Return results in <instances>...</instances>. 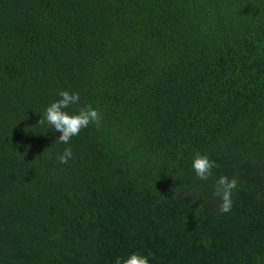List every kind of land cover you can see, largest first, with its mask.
<instances>
[{"label":"trees","instance_id":"obj_1","mask_svg":"<svg viewBox=\"0 0 264 264\" xmlns=\"http://www.w3.org/2000/svg\"><path fill=\"white\" fill-rule=\"evenodd\" d=\"M60 91L102 117L68 144ZM133 253L264 264V0H0V264Z\"/></svg>","mask_w":264,"mask_h":264},{"label":"clouds","instance_id":"obj_2","mask_svg":"<svg viewBox=\"0 0 264 264\" xmlns=\"http://www.w3.org/2000/svg\"><path fill=\"white\" fill-rule=\"evenodd\" d=\"M60 99L51 103L47 107L44 117L37 124H45L54 128L56 132L61 133L55 142L68 144L69 141L79 135L80 131L87 128L90 123H95L99 127L101 122V114L98 110L90 105L79 109L77 114H69L65 109L70 105L76 104L80 100L79 93H69L68 91L59 92ZM71 148H65L63 153L58 155L57 159L61 164H67L72 158ZM217 167L214 161L204 154L196 153L192 162V168L198 179L207 181L212 176V170ZM237 188V179H229L221 176L215 184L214 195L221 200L220 212L228 213L233 206V190ZM115 264H149V258L139 253H133L128 258L121 261L116 258Z\"/></svg>","mask_w":264,"mask_h":264}]
</instances>
